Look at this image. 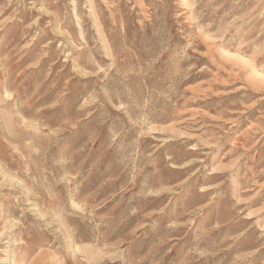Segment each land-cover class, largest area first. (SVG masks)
I'll return each mask as SVG.
<instances>
[{
	"label": "rangeland",
	"instance_id": "obj_1",
	"mask_svg": "<svg viewBox=\"0 0 264 264\" xmlns=\"http://www.w3.org/2000/svg\"><path fill=\"white\" fill-rule=\"evenodd\" d=\"M0 264H264V0H0Z\"/></svg>",
	"mask_w": 264,
	"mask_h": 264
}]
</instances>
